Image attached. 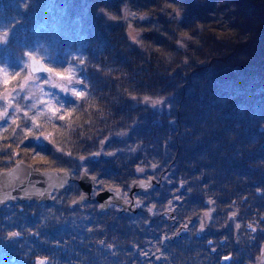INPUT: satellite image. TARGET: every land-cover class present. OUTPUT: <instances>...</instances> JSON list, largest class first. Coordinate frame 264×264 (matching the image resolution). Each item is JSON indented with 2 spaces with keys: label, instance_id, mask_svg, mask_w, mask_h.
Listing matches in <instances>:
<instances>
[{
  "label": "trees",
  "instance_id": "trees-1",
  "mask_svg": "<svg viewBox=\"0 0 264 264\" xmlns=\"http://www.w3.org/2000/svg\"><path fill=\"white\" fill-rule=\"evenodd\" d=\"M128 26L138 32L137 43L128 38ZM3 29L11 35L0 45L8 80H0V91L28 75L26 57L33 55L52 73L79 76L86 98L56 94L64 104L58 115H72L50 122L41 116L43 128L24 139L23 129L31 126L24 113L39 112L22 97V112L0 128V170L19 160L65 170L71 176L65 201L76 197L85 169L107 187L127 186L139 173L169 171L161 186L166 180L175 193L180 183L197 197L195 209L205 207V198L217 208L209 229L216 225L229 234L234 222L256 242L264 234V0H0ZM145 96L168 103L169 110L143 103ZM42 132L52 136L46 140ZM96 152L101 154L94 159ZM54 207H0V264L39 258L47 264H115L112 225L106 228V259L100 222L83 230L89 237L55 249ZM9 232L20 235L8 239Z\"/></svg>",
  "mask_w": 264,
  "mask_h": 264
},
{
  "label": "flooded vegetation",
  "instance_id": "flooded-vegetation-1",
  "mask_svg": "<svg viewBox=\"0 0 264 264\" xmlns=\"http://www.w3.org/2000/svg\"><path fill=\"white\" fill-rule=\"evenodd\" d=\"M168 174L169 171L156 174L157 177H155V174L139 173V177L129 185L113 187L120 189V199L127 209L112 203L108 205L106 211H99V203L95 196L104 189L109 190V187L99 185L97 180L90 196L79 205L70 207V204L81 195L78 178L76 180L78 192L73 200L67 197L65 201L67 192L64 190L67 187L61 192H55L52 203L56 207L51 218L54 223L55 249L68 244L70 239L89 237L91 233H82L83 230H89L91 225L100 222L103 229L99 244L105 259L106 252L110 251L107 248V241L111 242L106 228L112 225L115 229L113 238L115 264H264V254L261 251L264 249V234L256 242L254 234L244 232L242 228L245 226L241 227L239 223L234 222L227 228L229 234H223L219 227L216 231V225L209 229L210 216L216 212L217 208L209 207L212 203L205 198L203 201L205 207L195 209L197 197L187 190L184 191L180 183L178 191L175 193L168 191L169 182L167 185L164 180L165 184L160 185L161 177ZM89 176L92 177V175ZM147 179L153 180L148 191L130 195L133 182ZM125 193L128 203L124 200ZM137 201L141 202L139 207L136 206ZM65 205L66 210H61ZM1 207L18 209L22 212V203L17 200ZM95 207L96 211L93 210ZM149 208L152 209L151 212L148 211ZM188 209L190 213L186 216ZM96 212L106 214L98 215ZM205 213L208 215L205 216ZM82 220L83 224L79 222ZM19 222L22 224V215ZM37 222L42 223V213L38 216ZM202 223L203 230H201ZM236 225L240 227L237 228ZM8 239L11 238L8 236ZM225 256H230L232 259L226 261L223 259Z\"/></svg>",
  "mask_w": 264,
  "mask_h": 264
},
{
  "label": "water",
  "instance_id": "water-1",
  "mask_svg": "<svg viewBox=\"0 0 264 264\" xmlns=\"http://www.w3.org/2000/svg\"><path fill=\"white\" fill-rule=\"evenodd\" d=\"M27 67L31 74L37 73H46L51 74L52 72L46 71V68L43 62L40 59H37L33 56H29L27 58ZM33 68H38V71H33ZM97 156L94 155V159ZM65 170L56 171L52 169L40 170L34 168L31 164L24 162L23 160H19L15 162L11 167L5 170L0 171V200L3 203H0V207L9 203L15 202L16 200L20 203L24 202H34L36 204L46 203L50 204L53 202V194L56 192H61L64 188L67 187L68 182L70 180L69 173L65 175ZM84 172V171H82ZM81 172V173H82ZM47 173V175L43 174ZM79 174V178L77 180L78 186L83 195L84 199H80V196L75 200L76 203H71L70 207L73 205H79L83 200L90 196L93 188L96 186L95 181L91 179V177L87 175ZM62 180H66L67 183L64 184L63 187H60V183ZM145 181L150 184V187L153 184L152 179L147 180H137L132 183L130 187V195L135 192H144L150 189L141 188L140 182ZM43 192V195L39 193ZM5 197H10L5 199ZM97 202L99 203V211H106L109 204H118L122 205L124 209H127L126 205L121 201L120 196H117L115 192H111L108 189H104L98 192L95 196ZM101 205H104L101 208ZM40 259V258H39ZM45 259V264L48 262L47 258ZM37 261V260H36ZM36 261L34 264H36ZM227 261V260H226ZM226 263V262H223Z\"/></svg>",
  "mask_w": 264,
  "mask_h": 264
},
{
  "label": "rangeland",
  "instance_id": "rangeland-1",
  "mask_svg": "<svg viewBox=\"0 0 264 264\" xmlns=\"http://www.w3.org/2000/svg\"><path fill=\"white\" fill-rule=\"evenodd\" d=\"M5 33L8 34L6 37L4 36ZM10 35H11V30H8V29L0 30V45L7 42L8 39L10 38ZM127 36L131 41L137 43L136 37L138 36V32H136L131 26H128ZM21 38H22V36H21ZM33 57H35V56H33ZM27 58H28V56L26 57V66L28 63ZM35 58H37V57H35ZM38 59H40V58H38ZM21 64H22V61H21ZM43 64H44V62H43ZM44 66L49 69V67L47 65L44 64ZM26 68L28 71V75L26 76L27 79H25L26 77L23 78L22 81H20V83L18 85H16V87H13V88L7 87V88H4L2 91H0V111H2L4 107H7V105L9 103L12 105L11 107H8L9 116L6 118V121H0V128L1 129L6 128L8 121L13 117V114L18 115V114H20V112H22V107H21L22 97L25 101H29L30 104L35 103L36 104L35 108L37 109L36 112H41L44 110L45 105L42 103H38V101H41V100L47 101L51 98L48 95H44V93H49V94H51V96H54V97L56 94H64L66 96H74V95H72L71 91L64 92L59 87H54L53 85H65L69 89L75 88V89L81 91V84L82 83H75L76 80H79V81H81V80H80L79 76L75 75L71 71H65L63 73H60L63 76H71L72 82L69 83L68 80L61 79V76L56 75L57 72L51 73V74L43 73L46 76H37V75L31 74L28 70V67H26ZM5 72H6L5 70L0 68V80L1 81L5 80ZM40 74H42V73H40ZM21 83L24 84L23 90H21L19 87V85ZM5 95H7V97H8L7 100L4 99ZM25 97H28V98L25 99ZM74 97H76V96H74ZM19 99H21V100H19ZM151 100H157V99L151 98ZM151 100L147 103H145L143 100L142 101H143V103L151 106L152 108H154L158 111H163V110L168 111L169 110L170 105L168 103L162 104V102H161L160 104L153 106L151 104ZM159 100H161V99H159ZM18 101L21 105L18 104ZM54 102H55V100H53V103ZM17 105H19L21 108L20 112H15V107ZM119 150L120 149H118V148L115 149V151H118V152H119ZM16 154H18V153H16ZM82 161L83 160H80L81 164H83ZM65 204H67V202ZM79 222L81 224H83L84 221L82 220ZM2 239H5V238H2ZM63 264H69V263H63Z\"/></svg>",
  "mask_w": 264,
  "mask_h": 264
},
{
  "label": "snow or ice",
  "instance_id": "snow-or-ice-1",
  "mask_svg": "<svg viewBox=\"0 0 264 264\" xmlns=\"http://www.w3.org/2000/svg\"><path fill=\"white\" fill-rule=\"evenodd\" d=\"M170 15H173V18H176L174 14H170ZM141 19H143V17H141ZM7 35H8L7 33L4 34L5 37H6ZM185 35H187V34H185ZM178 43H179V45H180L181 47L184 46L183 41H179ZM25 67H27V66H25ZM32 70H33V71H38L39 69H38V68H33ZM46 71L51 72L52 69H46ZM15 75L18 76V75H20V73H15ZM56 75L61 76V79H66V80H68L69 83L72 82V78H71V76H63V75L60 74V73H57ZM25 79H27V77H26ZM7 82H8V80H7V73L5 72V80H4V83L7 84ZM75 83H81V81L76 80ZM53 86H54V87H59V88H60L62 91H64V92H69V91H71L72 95H74V96H76V97H78V98H86V94H85V92L79 91V90H77V89H75V88L69 89V88L66 87L65 85H53ZM19 87H20L21 90H23V88H24V84L21 83V84L19 85ZM44 95H48V96H50L51 98H50L49 100H47V101H44V100L38 101V103H42V104L45 105V108H44L43 111H41V112L37 113V115H33V116H29V115H28V112H25V113H24V117H25L26 119L31 120V126H26V127L23 129V131L25 132L24 139H28V137H29L30 135L33 134V129H42V128H43V125L40 124V123H38V118H39V117H41V116H47V120H48V122H50V121L53 120V119L64 120V119H65V116H69V117H70V116L72 115V111H73V110H68V111L65 112L64 114L58 115L59 113H61L62 109L64 108V104L60 103V100H59L58 98H56V97H54V96H51V94H49V93H44ZM7 98H8L7 95H5V96H4V99L7 100ZM27 98H28V97H25V99H27ZM133 99H135V97H133ZM53 100H55V104L53 103ZM150 100H151V98H150V97H147V96H145V97L143 98V101H144L145 103L149 102ZM161 102H162V101L159 100V99H157V100H151V104H152L153 106L158 105V104H160ZM56 104H59L60 106H59V107H56ZM11 106H12V105L9 103V104L7 105V107H4L3 110L0 111V121H6V118L9 116V113H8V107H11ZM35 107H36V104H35V103L29 106L30 109L35 108ZM20 111H21V108H20L19 105H17V106L15 107V112H20ZM49 114H50V115H49ZM14 115H15V114H13V116H14ZM16 119H18V117H17ZM13 123H15V119H13ZM52 127H53V128H56L57 126H56L55 124H53ZM13 132H15V129H13ZM41 135H43L44 139L47 140V139H49V137L52 136V133L49 132V133L45 134V133L42 132ZM5 139H6V138H5ZM105 139H107V138H105ZM50 142H51V141H50ZM21 143H23V141H21ZM100 143L103 144L104 141L102 140ZM17 147H19V145H17ZM36 147H39L42 151L45 150V149H44L42 146H40V145H37ZM62 151H63V150H62L60 147H56V152H62ZM100 154H101L100 152H96V153H93L92 155L99 156ZM107 154H108V155H114V153H107ZM64 155L71 156V153H70V152H67V153H64ZM42 159H43V158H42ZM79 159H80V160H84L85 157H84V156H80ZM152 167L155 168L156 165H152ZM37 170H38V169H37ZM136 171H137V172H143L144 169H143V168H137ZM43 174L47 175V173H43ZM67 174H68V173L65 172V175H67ZM81 175H87V170L85 169V171L82 172ZM91 179H92L93 181H96V180H97V177H96V176H92ZM65 183H67V181H66V180H62L59 186H60V187H63ZM139 186H140L141 188H145V189H147V188L150 187V184L147 183V182H145V181H141ZM109 190H110V191H114L115 194H116L117 196H120V189H119L118 187L113 188L112 186H109ZM39 194H40V195H43V192H40ZM7 198H10V197H5V199H7ZM80 199H81V200L84 199L83 195L80 196ZM124 200H125V203H128V202H129V201L127 200V194H126V193L124 194ZM76 202H77V201H73V203H76ZM0 203H3V201L0 200ZM140 203H141L140 201H137V202H136V206L139 207ZM169 203H171V201H170ZM209 203H212V201H209ZM103 207H104V205H101V208H103ZM148 211L151 212L152 209L149 208ZM207 215H208V213H205V216H207ZM233 215H235V214H233ZM236 227L239 228L240 225H236ZM248 227L251 228V230H252L253 232L256 231V228L252 227V225H248ZM201 230H203V223L201 224ZM19 235H20V233H18V232H9V233H8L9 238H15V237H18ZM209 243H211V241H209ZM214 250H215V249H214ZM261 251H262V254H264V249H262ZM223 259H224V260H230V259H232V257H230V256H225V257H223ZM36 264H45V259H44V258L37 259Z\"/></svg>",
  "mask_w": 264,
  "mask_h": 264
}]
</instances>
